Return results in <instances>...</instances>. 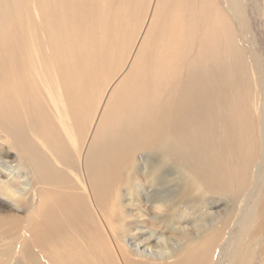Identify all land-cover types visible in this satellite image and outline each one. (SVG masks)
<instances>
[{
	"label": "bare ground",
	"instance_id": "bare-ground-1",
	"mask_svg": "<svg viewBox=\"0 0 264 264\" xmlns=\"http://www.w3.org/2000/svg\"><path fill=\"white\" fill-rule=\"evenodd\" d=\"M64 1L0 0V188L7 189L16 209L25 208L33 224L29 234L37 229L43 236L30 246L24 264H44L39 256L46 253L53 254L52 264H88L84 253H61L48 244L65 233L69 220L78 234L88 231L91 241L99 232L112 242L115 255L103 253L93 259L96 264H203L205 242L218 231L208 254L217 246L211 262L220 264L241 222V238L233 244L245 255L246 236L264 230V82L250 51L254 41L243 25V0H155L152 17L137 0H122L124 5L72 0L76 12L65 9ZM52 2L58 4L50 10ZM113 8L130 16L125 24ZM58 14L63 15L59 26L52 21ZM90 15L110 19L102 28L101 40L107 43H95L94 51L81 42ZM143 18V41L131 52L133 23ZM192 118L198 120L195 125ZM140 150L156 156L139 155L141 176L129 180L127 169L121 171ZM10 154L17 165L5 162ZM187 158L211 166L217 178L201 172L199 178ZM220 164L225 166L218 173L214 167ZM168 166H174L175 175L166 174ZM33 178L44 187L36 201L27 197L35 192ZM211 179L244 192L245 205L234 221L228 211H209L202 204L209 197L218 200ZM115 181L121 191L116 189L107 207ZM167 183L172 188H165ZM201 207L208 216L194 215L201 221L192 222V229L175 226V220ZM147 215L160 231L152 226L142 231ZM237 255L230 264L251 263V257L238 260Z\"/></svg>",
	"mask_w": 264,
	"mask_h": 264
},
{
	"label": "rangeland",
	"instance_id": "rangeland-1",
	"mask_svg": "<svg viewBox=\"0 0 264 264\" xmlns=\"http://www.w3.org/2000/svg\"><path fill=\"white\" fill-rule=\"evenodd\" d=\"M137 1H139L140 3H144L143 5L146 8V14H147L146 17H152L151 14H149V12L152 8L151 7L152 2L155 0H137ZM96 2L100 5H102V4H104L105 1L97 0ZM63 3H64L65 9L67 7L71 11L76 12L74 1L66 0ZM119 3L121 5H124V2L122 0H120ZM57 4L58 3H56V2H52L51 6H50V10H52L55 7V5H57ZM243 8H244V17H245V21H244L245 23H243V25L246 29V36L248 38H250L252 41H254V46H253L254 49L251 48L250 51L255 53V55H256L255 57L258 58L256 60L254 59L253 62L256 66V71L258 72V74L260 76V82L261 81L264 82V0H243ZM111 10H113V11H111L112 13L120 12L119 16H120V18H122V21L124 22V24H125V20L130 18V16H123L121 8H117V9L113 8ZM85 12L89 14L88 10ZM61 16H63V15L58 14L52 18L53 23L56 24L57 26H59L62 22ZM90 17H91V15H90ZM101 18L102 17H98V16H95L93 18L91 17V19L88 20L84 26V32H85L86 36H84V38L81 40V42H83L84 44L89 46V49L93 50V51H94V48L92 47V45H94L95 43H97L99 41H103V40H101L102 28L107 26L110 22L109 18L108 19H105V18L101 19ZM145 19L143 18V20H141V23L144 22V23H142L143 25L139 22L138 19L133 23V28H134V30H136V32L134 34L135 37L131 38V42L133 44L129 48L131 52L136 51L137 50V44L140 41H143V38L141 35V32H142L141 29H143L145 24H146L147 18H145ZM138 24H141L142 26L139 25V28H138ZM245 39L250 44L249 40L246 37H245ZM41 40L42 39H40V42H41ZM153 40L156 41V40H158V38H153ZM256 41L260 44V48L257 46ZM103 42L107 43V40L103 41ZM100 48L102 50H104L102 48V46H100ZM193 53H195V52H193ZM261 59H263V62L261 61ZM130 60L134 61V56H131ZM107 61H108V59H107ZM0 63H1V61H0ZM108 63L110 65H112V63H110V62H108ZM102 68L104 70L108 67L104 66ZM99 69L100 68L98 67V71H99ZM260 85H261V87L260 86L259 87H260V89H262V91L264 93V85L262 83H260ZM253 86L254 85H252V88H253ZM101 95H104V94L101 93ZM17 97H18V95L16 94V99H17ZM95 114L91 115L92 116L91 121L93 123L96 120L98 111H95ZM189 122H190V125H195V122H198V120L196 118H192V119H190ZM217 125H220L219 121H218ZM25 132H26V134H30V131L27 129L25 130ZM43 134L44 133H40L41 137L47 141L48 135L47 134L43 135ZM2 140L4 142V140H7V139L2 138ZM51 147H53L52 144H51ZM12 153L16 154L17 151L13 150ZM139 155H141V156L148 155L151 157L156 156V155H154L153 151H150V150H145L144 152H142L140 150L137 153H135V155L133 157V161L128 165L127 164L124 165L123 166L124 170L121 168L122 169L121 174L122 173L124 174L125 170L127 169L126 170L127 172L125 173V175L129 178V180H133L134 178H136V176L137 177L141 176V167L143 166L144 163L140 159L141 156L139 157ZM257 156L260 157L261 155L257 154ZM204 157L206 158V160L215 159V156L206 157L204 155ZM5 158L8 160L5 162H8L11 166L17 165V163L19 161L18 159L15 158L14 154L6 155ZM135 159H136V161H135ZM258 159L259 158H256L255 162H258ZM186 160L190 163L191 167H194L198 171L199 178H200V172L202 175L207 176L209 179L211 177L216 176L215 172L211 169L212 168L211 166H209L205 163L196 164L194 162L195 159L192 160L191 158H187ZM262 163H261V166L264 170V160H262ZM133 164H134V166H133ZM221 166H225V165L220 164V165H217L214 167L218 173L220 171ZM133 167H135L136 170ZM168 167L169 168H167L168 170L166 169V171H169V172L167 173L165 171L166 174H168L169 176L175 175L174 166H168ZM24 170H26V169H24ZM27 172H28V169H27ZM28 174H29V172H28ZM12 178H15V177H12ZM117 178H118V176H117ZM215 178H217V177H215ZM33 179H34V183H35L34 184L35 192L33 195L28 194L27 197L34 196L35 199H33V200L30 199V201L38 200V196L43 195V192H44V187L40 183L39 184L37 183L36 178H33ZM214 179H211V180L213 181ZM19 180H21V179L19 178ZM115 183H117V184H115ZM115 183L112 184V186L109 190L110 194H109V197L107 198V204H106L107 207L109 205L112 206L113 193L116 192V189H118V191H121V187L118 188V186H119L118 182L115 181ZM213 183H214V185L210 188L212 190H213V188H215L216 193L213 197L215 199H218V200L216 202H214V199L209 197L202 204H207V206H205V207H208L207 210H209V211H211L212 209L215 211L219 210V212H221V210L222 211L224 210L225 212L228 211L230 213V215H232V217H231L232 221H234V219H236L238 217L236 214L239 212L238 215H240L241 209L245 205V204H243L244 192L240 193V190L235 191L234 187H228L226 185L220 186L219 180H214ZM215 184H217L218 187L215 186ZM113 187H115V188H113ZM164 187L165 188H172V185L167 183V184H164ZM124 188L122 189L123 190L122 192H124ZM126 188H128V187H126ZM6 190L3 187L0 188V248L6 249V250L0 251V252H4V253H0V264H7V263L11 264L13 262H16L15 264H21V263L24 264L25 261L27 260L25 256L27 255V253L30 252V250H32V248L30 246L34 245V244H39L40 243L39 240H40V238H43V236H41V232H39V230H37V229L33 230V233L29 234L30 228L33 225L32 221H31V223L29 222V216H28L27 212L24 210L25 209L24 207H22L20 209H16V207L13 206V202L11 200H9L10 198L8 197ZM44 197H46V196H44ZM255 197H256V195H254V198L248 199L249 204H251V201L253 199H255ZM46 199H52L51 195L48 196ZM19 205L23 206L24 203L23 204H21V203L17 204L16 206H19ZM33 206H36V205H33ZM202 208L203 207H201V209H196V210H195V208H193L192 211H194V214L190 215V214L186 213L185 215H188V216H186L184 218V216H185L184 215L182 218H180V220L178 219V220L174 221L175 226L176 227H182V228H185L188 230L192 229L193 228V226H191L192 222L198 223L201 221L200 216H194V215H202L203 217L208 216L207 214L209 211L207 212V210L205 211ZM183 210H184V207L181 208L182 212H183ZM27 211H29V210H27ZM152 212L157 214V212H155V211H151L150 214H153ZM256 214L258 216L259 208L257 209ZM10 215L15 216L17 218L13 219L10 222H6L5 220H1L3 218L10 217ZM228 215L229 214L227 213V216ZM35 216L33 218H35ZM194 218H198V219L193 220ZM228 220H230L229 217H227V219H225V220L223 219L222 223L224 224ZM36 221H37V225L39 227H42V225L38 222L39 219H37ZM68 222H70V226H68L69 225ZM73 222H75V221L74 220L73 221L72 220L66 221V224L68 226L67 230L65 231L66 234L63 233L60 236H55L53 238V240H50L48 242V244L53 246L54 250L57 249V250L61 251V253H62V251H66L68 254H71V255L73 254L72 252L80 251V252L84 253V255L86 256V259L90 258V261L87 262L88 264H96V260H93V259L103 257V255H104L103 253H105L109 256L115 255V249L113 248L112 242L109 239L104 238L102 235H100L99 232H97V234H95V236H94L95 240L91 241V237H88V235H89L88 231H86V232L83 231L82 233L78 234L79 231L75 232V230H74L75 228H71L74 226ZM148 222H151V223H148ZM156 222H157V220L151 219V217L147 215L146 216V223L144 224V227L146 228V230L143 229L142 231H147L149 229L151 230L152 227L155 228V230L160 231L161 227H159L156 224ZM243 225H244L243 222H241L240 225H238V227L234 228V230H233L234 236L231 240L232 242L229 245L228 253L223 257V260L220 264H230L232 262V257H233L234 253L238 254L236 256V258L238 260L247 259L248 257L249 258L251 257L250 258L251 263H249V264H262V263H264V230H263V228L254 230V232L252 233V236H250V235L246 236V238L244 239L242 248L244 247L245 244L247 245L248 249H247V252L245 253V255L247 254L248 256L247 255L245 256L243 253H238L236 251V248L239 247V245L237 246L238 243L233 244V239L234 240L235 239L240 240L242 233L238 234L237 231ZM255 225L256 226L259 225L257 218H256ZM235 231H236V233H235ZM70 232L71 233L73 232V233L71 234ZM219 233H220V231H218V233L214 237H212L210 240L206 241L205 242L206 246H208L210 249H212V247L214 245V241L216 240ZM83 234L85 237L82 236ZM165 234H168V233H165ZM169 235H171V234H169ZM58 237H60V238H58ZM63 239L66 241L64 242ZM222 239L223 238H221L219 243L217 244V245H219V249L221 250V252L226 247V244L222 243ZM150 242L153 245L157 244V243H155L154 239H152ZM42 243H44V242H42ZM69 243H71V244H69ZM102 245L104 247L106 245V249L104 247H102ZM118 245H123V243L119 242ZM208 247L206 248L207 259L205 260V263H203V264H213L214 261L211 262V260L213 259L214 253L217 252V248H218L216 246L215 249L213 250V253L208 254ZM229 249H230V254H229ZM33 250H34V248H33ZM46 255H47V253H46ZM46 255L44 254L42 256H39V260L42 261V259H43L44 264H52L53 263L52 260L50 261L48 259H52V257H54L53 254L49 253L47 255V257H46ZM45 259H47L48 261H46ZM59 264H62V263H59ZM65 264H69V262L66 261ZM73 264H75V263H73ZM200 264H202V262Z\"/></svg>",
	"mask_w": 264,
	"mask_h": 264
}]
</instances>
